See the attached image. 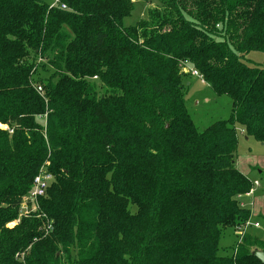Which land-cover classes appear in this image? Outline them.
Wrapping results in <instances>:
<instances>
[{"label":"trees","instance_id":"obj_1","mask_svg":"<svg viewBox=\"0 0 264 264\" xmlns=\"http://www.w3.org/2000/svg\"><path fill=\"white\" fill-rule=\"evenodd\" d=\"M135 1L0 0V264H262L264 238L221 239L251 216L235 152L238 128L264 143V66L245 61L264 0H156L124 25ZM184 64L228 118L194 126Z\"/></svg>","mask_w":264,"mask_h":264},{"label":"rangeland","instance_id":"obj_2","mask_svg":"<svg viewBox=\"0 0 264 264\" xmlns=\"http://www.w3.org/2000/svg\"><path fill=\"white\" fill-rule=\"evenodd\" d=\"M51 3L52 0H46ZM157 4L156 0L151 2H144L137 0L133 4V10L130 16L124 19V25H133L139 19L146 16V11ZM246 62L251 64H258L264 66V53L258 51H251L246 56ZM185 103L189 116L191 117L194 126L202 131L209 124L228 118L231 112V99L227 95H216L211 88L204 83L197 75L186 76V83L184 87ZM235 165L237 169L246 175L252 183L257 182L254 186L255 204L258 208L254 218L258 219L264 225V216L260 215V210L264 207V143L257 141L252 137H245V135L238 128L237 133V148L235 152ZM246 207L251 209L252 198L245 197L242 199ZM21 215V214H20ZM20 215H18L20 217ZM11 225V224H10ZM260 228L248 227V231L264 238L262 225ZM228 230L226 235L221 239V245L227 246L235 239V233ZM239 236V235H238Z\"/></svg>","mask_w":264,"mask_h":264},{"label":"built area","instance_id":"obj_3","mask_svg":"<svg viewBox=\"0 0 264 264\" xmlns=\"http://www.w3.org/2000/svg\"><path fill=\"white\" fill-rule=\"evenodd\" d=\"M59 0H52V4L54 5L55 3H57ZM62 7H64V5H62ZM182 69L192 75H197L200 79L201 76L197 73L196 70H193L191 68H189L188 66H186L185 64L182 65ZM202 80V79H201ZM203 81V80H202ZM37 91H41V87L38 86ZM2 128H7L9 133H12V128H8L6 126L1 125ZM52 180V175L51 173L47 172L45 170V168L41 167L38 172L36 173V175L33 178L32 181V187L29 191V193L23 198L21 205H20V214H25L29 211H34L37 207V199L39 196H42L45 193V190L47 189V187L49 186L50 182ZM257 185V182L254 181L253 182V187ZM252 187V189H253ZM252 189L247 193H251ZM13 223H11L12 225ZM254 227V228H260L259 222H253L251 220H247L243 226L238 228V235L239 237H241L243 235V233L247 230L248 227ZM264 230V229H262Z\"/></svg>","mask_w":264,"mask_h":264},{"label":"crops","instance_id":"obj_4","mask_svg":"<svg viewBox=\"0 0 264 264\" xmlns=\"http://www.w3.org/2000/svg\"><path fill=\"white\" fill-rule=\"evenodd\" d=\"M258 185V184H257ZM256 185V186H257ZM255 192H256V190L254 189V187H253V189H252V192L251 193H249V194H245V195H243L241 198H240V200H241V205H243V206H246L245 205V203H243L242 202V199L243 198H245V197H251L252 198V204H251V216H250V218H249V220H251V221H253V222H259L261 225H262V229H264V225L258 220V219H255L254 218V215H255V213H256V211H257V207H256V204H255ZM260 212L262 213L263 212V214H260V215H262V216H264V207H262L261 208V210H260ZM263 232H264V230H263Z\"/></svg>","mask_w":264,"mask_h":264},{"label":"water","instance_id":"obj_5","mask_svg":"<svg viewBox=\"0 0 264 264\" xmlns=\"http://www.w3.org/2000/svg\"><path fill=\"white\" fill-rule=\"evenodd\" d=\"M253 255L262 263L264 264V252L261 250H253Z\"/></svg>","mask_w":264,"mask_h":264}]
</instances>
